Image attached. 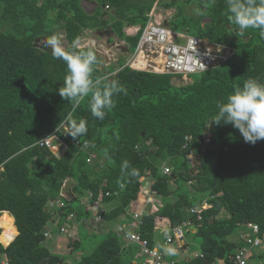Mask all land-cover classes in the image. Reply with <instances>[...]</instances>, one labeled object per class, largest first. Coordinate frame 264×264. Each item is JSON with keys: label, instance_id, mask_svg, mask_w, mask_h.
Instances as JSON below:
<instances>
[{"label": "trees", "instance_id": "obj_1", "mask_svg": "<svg viewBox=\"0 0 264 264\" xmlns=\"http://www.w3.org/2000/svg\"><path fill=\"white\" fill-rule=\"evenodd\" d=\"M93 1L97 7L89 14L79 0H0V215L9 211L19 231L8 245L0 241V262L132 264L138 245L109 226L104 233L90 234L102 235L90 251L81 246L80 230L67 254L51 250L48 240L54 233L66 237L61 229L72 222L68 215L74 210L77 219L92 218L84 198L103 206L97 209L101 225L123 222L137 209L142 184L149 179L156 203L141 212L139 233L150 248L161 250L167 234L182 226L193 240L185 238L188 253L175 264H214L218 259L233 264L241 250L250 251L246 264H264V140L246 143L230 124L211 123L216 103L245 80L264 83V37L251 28L241 35L225 0H183L169 21L171 30L228 45L233 53L192 74L183 86L171 83L173 74L135 70L122 61L115 73L113 65L99 69L97 57L92 78L115 79L126 89L113 97L115 106L99 120L91 115L88 98L75 111L61 98L66 64L34 45L35 39L44 41L60 28L70 49L85 28L110 27L132 52L154 5L171 8L176 0ZM191 4L195 15L185 13ZM203 17L207 20L202 22ZM126 25L139 29L127 35ZM70 112L86 121L88 133L79 140L63 131ZM52 134L53 143L64 145L58 152L36 143ZM125 162L128 169H122ZM166 163L169 174L162 171ZM133 168L136 176L130 175ZM56 198L64 206L52 209L48 201ZM7 221L3 214L0 223ZM157 224L163 225L160 239ZM9 226L11 222L3 227ZM256 240L263 243L260 253H253Z\"/></svg>", "mask_w": 264, "mask_h": 264}, {"label": "clouds", "instance_id": "obj_2", "mask_svg": "<svg viewBox=\"0 0 264 264\" xmlns=\"http://www.w3.org/2000/svg\"><path fill=\"white\" fill-rule=\"evenodd\" d=\"M225 3L227 5V12L230 14L229 19L238 26L241 35L251 28L259 30V35L264 37V0H225ZM164 27L168 29L166 26ZM187 35L192 36L189 34ZM199 39L202 40L201 38ZM61 41L62 37L58 33H52L41 42H44V47L51 49L50 52L54 58L60 59L66 64L67 72L63 83L58 89L59 95L62 99L72 104L73 111H75L76 107L79 106L83 99L88 98V108L91 115L99 120H103L107 114V110L115 106L113 97L119 93L126 94V89L115 79L106 81L101 78L95 80L92 78L94 65L97 63V55L94 50L81 47L79 41H74L72 47L66 49ZM211 43L216 44L215 42ZM177 75L183 76L181 74H174V76ZM188 75L191 74H187V76ZM216 109L217 112L211 123L214 122L217 125L221 123L230 124L239 131L246 143L255 144L259 140H264V83H261L258 79L249 78L245 80L243 86L236 87L234 91L227 96L225 101H218L216 103ZM65 124L66 128L64 134L71 136L74 140H79L81 136H85L88 133L86 121L73 118L71 112L67 114ZM185 141H189L186 136ZM205 141L207 143L209 142V133L205 135L204 142ZM128 168L129 165L125 162L122 165V169ZM165 168H168L169 171L165 172ZM162 171L165 174H169L171 172V167L165 166L162 168ZM137 174L136 169H131V176H136ZM84 203L85 201L83 202L85 207ZM58 207L61 206L58 205ZM76 212L77 211L74 210L68 215V218L71 219L72 222L65 224V227L61 230L63 233L67 234V230L72 229L73 222L76 220L86 226L85 222L87 219H77ZM96 215L99 216V219L96 220L94 218V221L98 224L101 222L102 216L100 215L102 214H99V211H97ZM131 216L133 220L139 223H137L133 230L124 233L129 241H132L128 237L131 233L140 235L139 227L143 223L141 213L139 214V212L133 211L131 212ZM132 242L137 244L134 241ZM165 244L167 243L165 242ZM155 249L158 250V248ZM140 251L141 247L138 245L137 258L142 260V257L139 255ZM164 251L170 255L175 254L173 248H165Z\"/></svg>", "mask_w": 264, "mask_h": 264}, {"label": "rangeland", "instance_id": "obj_3", "mask_svg": "<svg viewBox=\"0 0 264 264\" xmlns=\"http://www.w3.org/2000/svg\"><path fill=\"white\" fill-rule=\"evenodd\" d=\"M182 1L183 0H176L175 1V6L174 7H171V8H163V7L158 6V4L156 3L154 5V7H153V10L149 13V21H151L152 24H155L156 23V24L164 25L168 29L171 30L169 21H170L171 18H173L175 10H177L178 5L180 3H182ZM93 2H95V1H93V0H79L80 6L83 8V10L85 9L88 13H90L92 11L93 7H94ZM194 6L196 7L195 4H191V5L186 6L184 8L185 13H187V14L194 13V15H195V12H194L195 7ZM180 19H181V16H177L175 18V21L178 23V22H180ZM108 20H110V18H108ZM205 20H207V19L205 17H203L202 18V22L205 21ZM127 30H128V32H131L130 29H127ZM132 30H133V28H132ZM110 31H111V33H109L107 30L104 31V33H100L99 34L100 35V38H98V36H97L98 34L95 31H90L89 32V35L87 36V39L92 37V38L98 40L99 45L101 47L107 49L108 47H110L109 45H111L112 42H118V40L113 37V34H115V33H112V30H110ZM55 32L58 33L62 37V41L61 42H62L63 46L66 48L67 41L64 38L63 31L60 28L59 29L56 28L55 29ZM107 34L108 35H112V37H113V39L110 42H109L108 39L104 40V38L106 37L105 35H107ZM170 34H172V32H170ZM205 39H207V38H205ZM174 40L176 42L185 41V39H174ZM41 42H39V43L37 42V44H38L39 47H41L40 46ZM201 42H202V45L203 46L208 47L211 50H218V49L221 50V47L219 46V44H217V46H216L214 43L208 42V41L203 40V39L201 40ZM94 43L96 44L95 40H94ZM86 44H89V41H87ZM85 46L86 45H84V46L81 45V47H85ZM94 46H96V45H94ZM114 47L115 46H113V49H114ZM110 50L112 51V49H110ZM115 51L116 52H119L118 50H115ZM132 53H133V51L131 52L130 50H127L126 51V55L121 54L120 57H117V56H119L118 55L119 53H116V56H114V52L112 54L109 53L110 55H109V63L108 64H112L114 66L115 65L117 66L118 62L122 61L124 63V65L131 64V66H135V67H141V65L144 66V64L141 63V60H139V59L138 60H133L131 58L132 57ZM108 66H110V65H108ZM141 68H145V67H141ZM150 69L154 70V68H150ZM141 70H144V69H141ZM190 76L192 77V75H189V76H186V77L179 76L174 81H175L176 84H180V83H183V82H184V84H188V82H190L192 80ZM65 128H66V124L64 123L63 124V131H65ZM187 139H188V137H187ZM205 143H207V142L205 141ZM185 146H186V144H185ZM60 147H61V142H59V143L56 142V144L52 145L50 147V149L53 152H58V151H60ZM188 155L189 156L192 155V152L190 150H188ZM165 166H170V165H168V163H166L163 167H165ZM64 182H65L64 188L67 189V186H68V183H69V179H67ZM149 184H150V180L149 179L148 180H144V182L142 184L144 187L142 186L141 191L139 192V194H140L139 197L142 196V198H144L142 204L143 205L146 204L148 207H150V205L156 203V201L153 198L147 197L145 195V192H147L148 189H149ZM201 194H203V193H200L199 195H201ZM85 200H86L85 198L82 199L83 202ZM60 203H61V207H62L64 205V202H63V200L61 198H56V199H52V200L49 199L48 206L53 209V208L58 207V205ZM84 204L85 205H88V206L90 205V210H91V216H92V218L91 219H87L86 222H85L86 226H83L80 229V233H81V236H80L81 242L80 243H81V246L85 247L87 251L88 250L90 251V250L93 249V247L96 244L99 243V239L102 237V235L101 236H93V237H90V234L91 233H101V232L104 233V232H106V230L108 229V227H107L108 226V223L105 224L104 226H98V225H95L96 222L94 220H92V219H94V217H95L96 220L99 219V216L96 215V213L98 211L97 209L103 210V206H100V204H95V203H93L92 205L89 204V203H84ZM222 214H223V212H222ZM0 217H1V215H0ZM10 222L11 221L9 220V221L6 222V225H1L2 226L1 227L2 230L0 232V239H1L0 241L2 243L4 242L3 243L4 245H5V243H8V241L13 238L12 237L9 240H7V239L5 240L4 239V235H3L4 232H5V230L7 229V228L5 229V227H3V226L10 225ZM112 228L115 229L116 231H119L120 228H121V226L119 224H116L115 223ZM155 230H156V237L158 239H160L162 237V234H163V225L157 224L156 227H155ZM194 230L195 229L193 228L190 231L194 232ZM14 234L15 233L13 231V236H14ZM65 236L66 237H64L61 234L54 233L53 234V237L51 236L52 238H50L48 240V246L50 247V249L53 250V251H56V252H59V253H65V254L69 253V251L71 252L72 248L74 247V244H73V242H70V241L71 240H77L76 238L79 239V230L76 233V228L69 229V230H67V234ZM186 237L189 240H191L192 239V234L191 233L188 234V235L186 234ZM186 237L184 236L183 240H181L180 242H176L175 244L168 245V248H173L175 250V252H177V253L178 252L185 253V254H183V257H185V255L188 253V248H187V244H186V240H185ZM63 238L66 240V243L65 244H62V242H61V240ZM254 245L255 246H253V248H254L253 249V253L255 252V250H256V253H260V252L263 251V243H260L258 240H256L254 242ZM71 255H73V254H71ZM175 255H176V253H175ZM191 256H194V254H191ZM126 258H127V256H126ZM132 261H133L132 264H140V262H141L140 259H138L136 256H134L132 258ZM261 261L264 262V256L262 257ZM4 262H5V260L2 259L1 260V264H4ZM252 262H254V261H252Z\"/></svg>", "mask_w": 264, "mask_h": 264}, {"label": "built area", "instance_id": "obj_4", "mask_svg": "<svg viewBox=\"0 0 264 264\" xmlns=\"http://www.w3.org/2000/svg\"><path fill=\"white\" fill-rule=\"evenodd\" d=\"M170 32L164 26L152 24L151 21H148L139 36L131 58L148 60L146 57L154 56L160 52L163 59L162 64L167 73L187 75L203 72L225 62L234 51L231 47L224 44H219L221 50H211L203 46L201 40L194 36H187L185 41L176 42L171 39ZM217 44L215 45L217 46ZM55 137L52 134L36 143L41 147L50 148L55 144L53 143ZM164 171L168 172L169 169L165 168ZM59 206H61V203ZM256 228L255 226L254 230ZM184 233L185 229L182 226H178L172 230V233L167 234L165 242L173 244L181 241ZM128 237L141 247L139 254L142 257L141 264H169L165 260V254L155 248H149L148 241L142 239L140 235L131 233ZM246 262L247 252L245 250L239 251L233 259V264H246Z\"/></svg>", "mask_w": 264, "mask_h": 264}, {"label": "crops", "instance_id": "obj_5", "mask_svg": "<svg viewBox=\"0 0 264 264\" xmlns=\"http://www.w3.org/2000/svg\"><path fill=\"white\" fill-rule=\"evenodd\" d=\"M93 4H94V7H93V9H92V11L89 13V14H92L93 13V11H94V9L97 7L96 6V3L95 2H93ZM83 6V5H82ZM85 10V9H84ZM111 9H109V11H110ZM85 12H87L86 10H85ZM88 13V12H87ZM106 18H108V17H106ZM149 21V20H148ZM148 23V22H147ZM124 29H123V31L125 32V34H127V35H133V34H135L137 31H138V29H139V26H135V25H126V26H124L123 27ZM132 28H133V30H132ZM127 29H130L131 30V32H128V30ZM108 31L109 33H111V28L109 27H102V28H93V29H91V28H85L84 29V33H81V35L79 36V38H78V41H79V43H80V45H86V46H89V47H92L94 50H95V52L97 51L98 52V56L101 58L100 59V63H99V69H101L102 67H105V66H108V65H112V64H108L109 63V55L110 54H112L113 52H114V56H116V53H119L118 55L119 56H117V57H120V55L121 54H123V55H126V51L128 50V47H127V49H126V47L125 46H127L125 43V41L122 39V38H119L116 34H113V37L114 38H116L117 40H118V42H112V44L111 45H109L110 47H108L107 49H105V48H103V47H101L100 45H99V42H98V40H96V39H94V38H88L87 39V36L89 35V32L90 31H95L98 35V38H100V33H104V31ZM134 31V32H133ZM172 32V34H170V37H171V39H186V37L188 36L187 35V33H180V32H176V31H171ZM112 33H114L113 31H112ZM106 37L104 38V40H106V39H108L109 40V42L113 39V37H112V35H105ZM94 40H95V42H96V44L94 43ZM87 41H89V44H86L87 43ZM86 42V43H85ZM94 45H96V46H94ZM85 46V47H86ZM113 46H115L114 47V49H113ZM110 49H112V51L110 50ZM115 50H118L119 52H116ZM110 53V54H109ZM97 56V57H98ZM131 56V55H130ZM116 57V58H117ZM148 60H145V59H143V60H141V63L142 64H144V66L143 67H145V68H141V67H135V66H131V64H129V67H131L132 69H135V70H141V69H144V70H141V71H148V72H153V73H160V74H162V73H167L166 71H165V69H164V67H163V64H162V57H161V55H160V52L159 53H157V54H155L154 56H150V57H146ZM133 60H138L137 58H134ZM145 61V62H144ZM114 66V65H113ZM114 70H113V72L112 73H115V72H117L118 70H119V68L115 65L114 66ZM150 68H154V70H152V69H150ZM170 74V73H169ZM192 75V74H191ZM173 76H174V74H173ZM184 77H186L187 75H183ZM189 76V75H188ZM191 77V76H190ZM172 78V77H171ZM192 78V77H191ZM64 145H63V143H62V141H61V148L63 147ZM63 190H64V184H63V186H62V189H61V194L63 195ZM145 195L147 196V197H151V195H150V193L147 191V192H145ZM143 199L144 198H142V196L141 197H139V204H138V206H137V209H133L132 210V212L133 211H137V212H139V214L141 213V212H143V211H148V209H149V207L145 204V205H143L142 203H143ZM90 207V206H89ZM87 211V210H86ZM86 211H85V214H86ZM90 212H91V210H90ZM7 215L8 216V221L10 220H13V224H12V226H13V228H14V237H13V239L15 238V236L17 235V233H16V229H17V227H16V225H15V222H14V217L10 214V212L9 211H7V210H4V211H2V213H1V216L2 215ZM130 215H131V212H130ZM129 215V217L128 218H126L123 222H121V220L120 221H117V223L116 224H119L120 226H121V228H120V232H124V233H126V232H129L130 230H133L134 229V227H136V225H137V223H139V222H137V221H135V220H133L132 219V217ZM82 217H85V216H82L81 215V217L80 218H82ZM95 218V217H94ZM94 220V219H93ZM1 225H6V223H0V229L2 230V226ZM95 225H98V226H103V225H101V222H99L98 224H95ZM81 226H84V225H82L78 220H76V221H74L73 222V226H72V229H74V228H76V233H77V231L78 230H80V227ZM108 226L110 227V228H112L109 224H108ZM15 227H16V229H15ZM18 230V229H17ZM118 231V232H119ZM96 232V231H95ZM102 233V232H101ZM12 239V240H13ZM11 240V241H12ZM177 242H180V241H177ZM4 243V242H3ZM175 244V243H174ZM5 245H6V243H5ZM165 248H168V244H165V242L163 243V247L161 248V250L160 251H162V252H164V254H165V258L167 257V259H169L167 262H169V263H171V264H175V261H178V260H181V259H183L184 257H183V254H185V253H180V252H175L176 253V255L174 254L173 256L174 257H171V255L170 254H167V253H165V251H164V249ZM179 254V255H178ZM250 254V251H247V256ZM196 255V253H194V256ZM170 256V257H169ZM166 259V260H167ZM141 261V260H140ZM214 264H223V261L221 260V259H218V261L216 262V263H214Z\"/></svg>", "mask_w": 264, "mask_h": 264}, {"label": "water", "instance_id": "obj_6", "mask_svg": "<svg viewBox=\"0 0 264 264\" xmlns=\"http://www.w3.org/2000/svg\"><path fill=\"white\" fill-rule=\"evenodd\" d=\"M113 9V8H112ZM37 41H38V38H36L35 39V43H34V45H38L37 44ZM44 43V42H43ZM42 43V45H41V48L44 50V51H46V52H48V53H51L50 51H51V49H47L46 47H44V44ZM126 49H127V47H126ZM96 53V55L98 56V52L96 51L95 52ZM99 57V56H98ZM178 76H172V78H171V83L173 84V85H175V86H183V85H185L184 84V82L183 83H180V84H176L175 83V79L177 78ZM19 233V231L17 230V234Z\"/></svg>", "mask_w": 264, "mask_h": 264}, {"label": "bare ground", "instance_id": "obj_7", "mask_svg": "<svg viewBox=\"0 0 264 264\" xmlns=\"http://www.w3.org/2000/svg\"><path fill=\"white\" fill-rule=\"evenodd\" d=\"M140 60V59H139ZM145 62V61H144ZM143 63V62H142ZM141 67H143V65H141ZM11 222H12V224H13V220H11ZM16 229V228H15ZM13 231H14V228L12 227V226H9L6 230H5V232H4V239L6 240H9V239H11L12 237H14L13 236ZM16 233H17V231H16ZM13 239V238H12ZM11 239V240H12ZM11 240H9L8 242H10ZM7 244V243H6Z\"/></svg>", "mask_w": 264, "mask_h": 264}, {"label": "flooded vegetation", "instance_id": "obj_8", "mask_svg": "<svg viewBox=\"0 0 264 264\" xmlns=\"http://www.w3.org/2000/svg\"><path fill=\"white\" fill-rule=\"evenodd\" d=\"M206 19H207V17H205ZM41 41V39H38V43ZM42 45V43L40 44V46ZM127 47H128V45H127ZM129 50V49H128Z\"/></svg>", "mask_w": 264, "mask_h": 264}]
</instances>
